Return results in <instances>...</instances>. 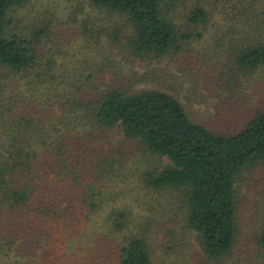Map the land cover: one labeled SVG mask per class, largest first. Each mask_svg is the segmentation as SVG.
Returning a JSON list of instances; mask_svg holds the SVG:
<instances>
[{
  "label": "trees",
  "instance_id": "1",
  "mask_svg": "<svg viewBox=\"0 0 264 264\" xmlns=\"http://www.w3.org/2000/svg\"><path fill=\"white\" fill-rule=\"evenodd\" d=\"M28 1L0 0V68L26 74L28 85L47 101L58 100L61 114L45 124L23 116V123L11 124L20 130L0 141V217H26L25 223L19 222L18 233L28 239L35 222L55 228L53 238L64 228L68 248L77 249L96 233L94 215L110 202L100 181L118 178L113 175L118 164L115 147L111 142L105 147L108 135L118 132L122 135L118 147H139L168 159V165L146 175L147 183L155 190L179 192L184 228L199 248L195 264H225L238 235L239 179L264 163V111L240 131L217 135L193 122L177 99L159 90L130 93L124 84L91 85L80 82L78 73L77 83L88 88L62 94L56 80L65 79L59 73L40 68L30 79L37 66L39 33L30 38L12 33L8 15ZM180 1L88 0L95 9L125 19L127 33L116 34L115 43L124 41V50L140 60L165 57L192 38L172 23L170 10ZM206 20V12L196 8L188 23L196 27ZM262 37L264 29L236 56L242 72L264 66ZM102 218L103 237L115 244L116 264H154L145 235L126 231L127 215L112 210ZM16 237L17 232L0 235L1 256H9ZM255 239L247 264H264V227Z\"/></svg>",
  "mask_w": 264,
  "mask_h": 264
},
{
  "label": "rangeland",
  "instance_id": "2",
  "mask_svg": "<svg viewBox=\"0 0 264 264\" xmlns=\"http://www.w3.org/2000/svg\"><path fill=\"white\" fill-rule=\"evenodd\" d=\"M196 8L206 12L207 20L195 27L188 18ZM170 12L177 29L192 38L165 57L144 60L130 56L123 48L124 41L115 43L116 34L122 37L127 33L125 19L95 9L88 0H29L11 11L8 20L12 21V33L27 38L37 32L40 35L37 66L30 79H35L40 68L56 76L59 73L65 79L56 80L62 94L88 88L79 86L83 81L128 85L130 93L159 90L177 99L193 122L211 132L229 135L240 131L264 111V66L242 72L235 62L242 48L261 37L264 0H181ZM28 82L26 74L0 68L1 142L7 141V134L20 130L11 124L23 123V116L45 124L61 114L56 98L47 101ZM121 137L113 132L106 140L105 147H115L113 157L118 164L113 175L118 178L100 181L110 202L94 215L96 233L70 250L64 228L53 238L55 228L32 222L28 239L18 233L19 222L25 223L26 217L8 214L0 217V235L17 232V237L9 256L0 255V264H116L115 244L103 237L102 217L112 210L127 215L129 234L145 235L154 264H195L199 248L184 228L179 192L155 190L147 183L146 175L168 165V159L139 147H118ZM89 180L94 181L92 177ZM238 188V235L225 264H247L256 246L255 236L264 227V163L244 172Z\"/></svg>",
  "mask_w": 264,
  "mask_h": 264
}]
</instances>
